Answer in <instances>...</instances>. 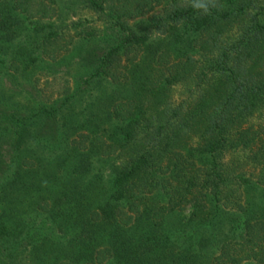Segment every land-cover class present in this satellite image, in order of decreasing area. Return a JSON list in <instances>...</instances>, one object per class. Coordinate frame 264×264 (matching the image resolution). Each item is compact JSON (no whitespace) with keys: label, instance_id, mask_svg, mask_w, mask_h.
Masks as SVG:
<instances>
[{"label":"trees","instance_id":"1","mask_svg":"<svg viewBox=\"0 0 264 264\" xmlns=\"http://www.w3.org/2000/svg\"><path fill=\"white\" fill-rule=\"evenodd\" d=\"M76 3L116 33L90 74L107 97L99 112L77 107L79 90L0 111V264L24 251L49 264H203L194 230L226 216L233 234L210 264H264V212L242 201L264 191V0L207 13L195 0H0V74L60 60L49 50L62 34L40 23ZM173 239L187 243L179 254Z\"/></svg>","mask_w":264,"mask_h":264},{"label":"rangeland","instance_id":"2","mask_svg":"<svg viewBox=\"0 0 264 264\" xmlns=\"http://www.w3.org/2000/svg\"><path fill=\"white\" fill-rule=\"evenodd\" d=\"M68 7V6H66ZM64 8V7H63ZM70 8V7H69ZM74 12V15L72 14ZM61 18L58 21H41V27L46 28V34L50 32L62 34L58 42L50 48V54H56L60 56V60L51 61L43 60L35 64V68L30 71H26L24 74L12 75L0 74V111L11 110L12 107L17 105H26L31 103L32 105L37 102H44L47 107H51L56 102V106L62 102L63 95L69 90H79L82 94L80 102L78 103L79 109H85L89 107V110L93 112H99L103 108V102L107 97V81H99L98 85L93 84L95 81L91 80L90 74L92 69L95 68L93 64L96 59V55L106 53L107 46L116 39V33L107 26L106 21L103 18H99L95 13L90 12L87 9L82 8L79 3L74 4L70 10H60ZM72 22V23H71ZM47 24L51 27H46ZM73 24V25H71ZM140 27H146V24H141ZM69 28L71 29L69 31ZM78 32H90L91 37H74L75 29ZM26 33L19 35L16 41L22 44H27L28 39ZM44 35V34H43ZM43 35L39 34L33 42L34 47L37 45V40L42 39ZM73 37V38H72ZM39 38V39H38ZM33 40V39H32ZM36 40V41H35ZM70 41L72 43H70ZM28 45V44H27ZM32 47L35 56L40 51ZM36 49V50H35ZM60 49L62 50L60 52ZM41 50V49H40ZM39 51V52H38ZM93 64V65H92ZM5 96V97H3ZM99 99L102 102H98ZM10 150L8 146H4L2 152ZM110 170L107 167V163L101 168L100 184L102 189L107 187V177ZM89 180H92L88 176ZM249 192L246 194V198L242 201L246 207L259 206L264 212V192ZM245 200V202H244ZM190 217V211L187 209L177 217L167 218L164 222L165 230H171L178 221L186 223ZM256 217L259 218L260 213L257 212ZM229 217H225L224 220L215 227H204L199 230H194L197 237L206 238L204 244L206 248L200 254L199 260L203 264H210V261L219 252V246L225 238H230L233 234L231 224L228 223ZM244 215L240 220L243 221ZM169 250L175 254H179L185 249L187 243H182L181 240H172ZM1 251V250H0ZM2 257L0 252V258ZM14 264H49V262H37L32 256L24 251L20 255H17ZM68 264V263H57ZM103 264H116L112 261L111 257ZM242 264H258L254 261L244 262Z\"/></svg>","mask_w":264,"mask_h":264},{"label":"clouds","instance_id":"3","mask_svg":"<svg viewBox=\"0 0 264 264\" xmlns=\"http://www.w3.org/2000/svg\"><path fill=\"white\" fill-rule=\"evenodd\" d=\"M193 7L207 13L210 7H215V0H195Z\"/></svg>","mask_w":264,"mask_h":264}]
</instances>
